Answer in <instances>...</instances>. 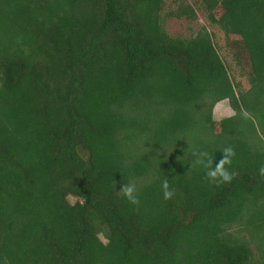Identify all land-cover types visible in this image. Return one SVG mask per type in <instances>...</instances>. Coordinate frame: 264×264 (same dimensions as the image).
Masks as SVG:
<instances>
[{
  "label": "trees",
  "instance_id": "16d2710c",
  "mask_svg": "<svg viewBox=\"0 0 264 264\" xmlns=\"http://www.w3.org/2000/svg\"><path fill=\"white\" fill-rule=\"evenodd\" d=\"M189 1L0 0V264H264V0Z\"/></svg>",
  "mask_w": 264,
  "mask_h": 264
},
{
  "label": "rangeland",
  "instance_id": "374dc122",
  "mask_svg": "<svg viewBox=\"0 0 264 264\" xmlns=\"http://www.w3.org/2000/svg\"><path fill=\"white\" fill-rule=\"evenodd\" d=\"M195 1H200V0H195ZM189 2L193 4L194 1L190 0ZM200 27H206L209 30V32L212 33L215 45L218 49L220 56L222 57L223 61L230 67L231 75H233L235 77V80L240 82L241 85L244 86V88H248V83L246 78L240 77L238 75V72L236 71L235 66L233 64L232 57L225 47V40L223 33L219 31L217 28L210 27L206 18L203 15L199 14L198 21L192 24L186 23L185 21L182 22L171 21L168 23V30L173 35H178V34L189 35L190 30L196 32ZM233 115L234 112L227 101L218 103L213 110V119L216 123H218L222 119L231 117ZM69 201L74 203L73 199H69Z\"/></svg>",
  "mask_w": 264,
  "mask_h": 264
},
{
  "label": "clouds",
  "instance_id": "9594fccd",
  "mask_svg": "<svg viewBox=\"0 0 264 264\" xmlns=\"http://www.w3.org/2000/svg\"><path fill=\"white\" fill-rule=\"evenodd\" d=\"M224 158L213 167V161L208 159V154L200 153L194 161L195 165H201L207 169V177L211 182L216 184L230 183L233 179V173H230L226 168V164H230V157L235 155L234 149L228 147L224 149ZM259 175L264 177V167L259 168ZM163 195L165 200H170L173 196V191L170 190L168 180L162 182ZM120 192L134 205H139L140 201L135 195V187L133 185H121Z\"/></svg>",
  "mask_w": 264,
  "mask_h": 264
}]
</instances>
